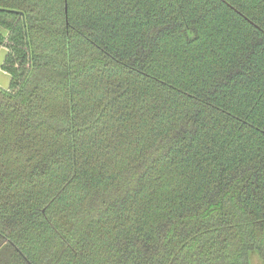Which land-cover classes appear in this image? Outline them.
Returning <instances> with one entry per match:
<instances>
[{
    "label": "trees",
    "instance_id": "16d2710c",
    "mask_svg": "<svg viewBox=\"0 0 264 264\" xmlns=\"http://www.w3.org/2000/svg\"><path fill=\"white\" fill-rule=\"evenodd\" d=\"M0 49V264H264V0H0Z\"/></svg>",
    "mask_w": 264,
    "mask_h": 264
},
{
    "label": "crops",
    "instance_id": "0c3cea01",
    "mask_svg": "<svg viewBox=\"0 0 264 264\" xmlns=\"http://www.w3.org/2000/svg\"><path fill=\"white\" fill-rule=\"evenodd\" d=\"M5 56H6V50L0 49V88L1 89H7L9 85V76L2 69Z\"/></svg>",
    "mask_w": 264,
    "mask_h": 264
},
{
    "label": "rangeland",
    "instance_id": "374dc122",
    "mask_svg": "<svg viewBox=\"0 0 264 264\" xmlns=\"http://www.w3.org/2000/svg\"><path fill=\"white\" fill-rule=\"evenodd\" d=\"M255 262V264H259V263H256L257 261H254ZM252 263H253V260H252ZM254 264V263H253Z\"/></svg>",
    "mask_w": 264,
    "mask_h": 264
}]
</instances>
